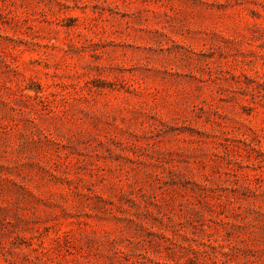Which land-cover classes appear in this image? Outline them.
Masks as SVG:
<instances>
[{
  "label": "rangeland",
  "instance_id": "374dc122",
  "mask_svg": "<svg viewBox=\"0 0 264 264\" xmlns=\"http://www.w3.org/2000/svg\"><path fill=\"white\" fill-rule=\"evenodd\" d=\"M0 264H264V0H0Z\"/></svg>",
  "mask_w": 264,
  "mask_h": 264
}]
</instances>
